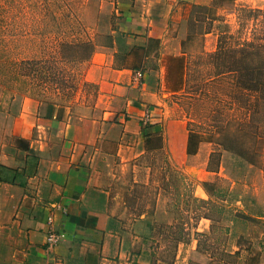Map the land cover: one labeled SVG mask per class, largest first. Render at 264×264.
Listing matches in <instances>:
<instances>
[{
  "label": "rangeland",
  "instance_id": "obj_1",
  "mask_svg": "<svg viewBox=\"0 0 264 264\" xmlns=\"http://www.w3.org/2000/svg\"><path fill=\"white\" fill-rule=\"evenodd\" d=\"M112 1L0 0V160H21L33 139L58 146L49 133L58 126L56 109L59 118L70 111L72 127L97 121L96 107L119 111L111 74L95 69L99 81L86 78L94 54L114 50L112 65L134 60L154 96L143 100L139 116L146 136L122 140L108 118L106 138L76 150L77 161L99 177L92 184L109 192L115 218L154 225L161 264H264V171L242 158L248 147L264 161V101L252 112L245 107L250 97L230 90V50L219 59L207 55L220 41L230 46L231 34L253 36L257 21L248 9H263L264 0L180 3L183 20H170L162 39L129 53ZM38 117L52 122L40 130L33 126ZM120 144L136 149L123 152ZM233 209L252 218L231 221ZM141 215L145 221L136 224Z\"/></svg>",
  "mask_w": 264,
  "mask_h": 264
},
{
  "label": "crops",
  "instance_id": "obj_2",
  "mask_svg": "<svg viewBox=\"0 0 264 264\" xmlns=\"http://www.w3.org/2000/svg\"><path fill=\"white\" fill-rule=\"evenodd\" d=\"M212 2L114 0L115 27L118 34L130 38L127 41L129 53L134 47L145 46L149 40L162 39L170 20L175 17L178 21L183 20L187 10L181 11L180 3L209 8ZM114 52L112 50L105 55L99 51L94 54L92 59L95 63L90 64L86 78L98 82L95 69L100 71V76L106 72L111 74L108 78L114 81L110 83L112 92L123 102L119 111L108 112L104 107H96L93 113L97 121L81 119L72 127L70 111L63 110L65 116L59 118L60 111L56 109L51 116L57 119L53 122L58 126L49 133L55 141H59L58 146L52 141L33 139L21 160H0V264L164 262L154 254V225H122L110 208L109 192L92 184L99 177L96 179L90 174L82 159L77 161L75 158L78 146H91L102 141V123L108 118L112 126L118 128V137L122 140L129 139L134 132L142 134V123L139 122L143 119L139 116L144 113L142 102L152 100L154 96L151 90L144 89L143 72L140 81L134 78V60L127 57L117 67L112 65ZM99 84L106 96L107 89H102L103 84ZM46 119L49 120V117ZM46 119L38 117L33 126L45 129ZM71 127L73 133H68ZM119 149L125 152V149L136 148L120 144ZM10 178L15 180L10 182ZM49 216H52L60 240L48 250L46 232ZM145 218L141 215L135 219L136 224L144 222ZM159 226L163 230L166 226L168 231L171 228V225Z\"/></svg>",
  "mask_w": 264,
  "mask_h": 264
},
{
  "label": "trees",
  "instance_id": "obj_3",
  "mask_svg": "<svg viewBox=\"0 0 264 264\" xmlns=\"http://www.w3.org/2000/svg\"><path fill=\"white\" fill-rule=\"evenodd\" d=\"M248 12L253 13L257 24L253 28V36L247 37L243 40H236L234 36L230 35V46H227L225 42H219L217 48L207 55L208 58H218L221 53L230 50V75H232V81L230 83V90H233L236 95L245 94L250 97V101L245 104L250 111H257V108L262 101H264V22L259 23L258 16L264 13V8L248 9ZM218 55V56H217ZM219 59V58H218ZM221 66V65H219ZM141 71V70H139ZM143 72V71H142ZM222 73L217 72V75ZM249 122V121H248ZM246 124V120L243 121V125ZM251 124V123H249ZM142 134L146 136L147 128L141 124ZM230 149H233L230 146ZM246 155H243L249 164H258L264 171V161L261 159L262 155L258 149H246ZM241 155V154H240ZM1 179V178H0ZM10 182L15 179L10 178ZM249 213H243L233 209L230 214L232 220L249 222L252 217L247 215Z\"/></svg>",
  "mask_w": 264,
  "mask_h": 264
},
{
  "label": "built area",
  "instance_id": "obj_4",
  "mask_svg": "<svg viewBox=\"0 0 264 264\" xmlns=\"http://www.w3.org/2000/svg\"><path fill=\"white\" fill-rule=\"evenodd\" d=\"M134 78L137 79V81H140L143 77V73L141 71H136L134 73ZM60 240V234L56 231V229L53 226V220L52 216L48 217V229L46 232V247L47 249H52L54 248L57 243Z\"/></svg>",
  "mask_w": 264,
  "mask_h": 264
}]
</instances>
